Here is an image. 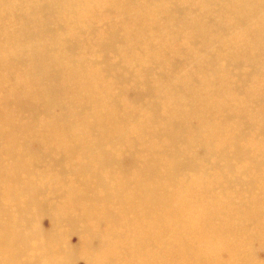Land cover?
Instances as JSON below:
<instances>
[{"label":"bare ground","instance_id":"obj_1","mask_svg":"<svg viewBox=\"0 0 264 264\" xmlns=\"http://www.w3.org/2000/svg\"><path fill=\"white\" fill-rule=\"evenodd\" d=\"M0 264H264V0H0Z\"/></svg>","mask_w":264,"mask_h":264},{"label":"rangeland","instance_id":"obj_2","mask_svg":"<svg viewBox=\"0 0 264 264\" xmlns=\"http://www.w3.org/2000/svg\"><path fill=\"white\" fill-rule=\"evenodd\" d=\"M101 25L102 24H97L96 26H101ZM50 29L53 30L52 32H55L56 35H63L61 32L58 31V27L55 24H51ZM55 30H57L58 32L55 31ZM58 37H64V36H58ZM171 47L173 49H179V48L182 47V43L181 42H174V43H172ZM50 90L53 92V94L59 95L58 94L59 92H58V82L57 81H54V82H52L50 84ZM53 113L54 114H57L58 113V110L57 109H54Z\"/></svg>","mask_w":264,"mask_h":264}]
</instances>
